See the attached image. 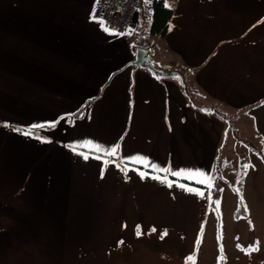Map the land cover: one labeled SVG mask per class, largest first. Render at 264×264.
Instances as JSON below:
<instances>
[{
  "label": "crops",
  "instance_id": "1",
  "mask_svg": "<svg viewBox=\"0 0 264 264\" xmlns=\"http://www.w3.org/2000/svg\"><path fill=\"white\" fill-rule=\"evenodd\" d=\"M95 1L0 0V264H264V0Z\"/></svg>",
  "mask_w": 264,
  "mask_h": 264
},
{
  "label": "built area",
  "instance_id": "2",
  "mask_svg": "<svg viewBox=\"0 0 264 264\" xmlns=\"http://www.w3.org/2000/svg\"><path fill=\"white\" fill-rule=\"evenodd\" d=\"M140 0H96L91 15L108 32L124 33L136 14Z\"/></svg>",
  "mask_w": 264,
  "mask_h": 264
},
{
  "label": "trees",
  "instance_id": "3",
  "mask_svg": "<svg viewBox=\"0 0 264 264\" xmlns=\"http://www.w3.org/2000/svg\"><path fill=\"white\" fill-rule=\"evenodd\" d=\"M152 8H153V16H152V24L151 29L153 32H157L160 34H164L167 22L171 16V10L167 8L163 2V0H152ZM201 109L206 110H212L216 111L214 107L211 106H199ZM260 157L264 161V153L260 152ZM238 213H242V207H241V199L238 198Z\"/></svg>",
  "mask_w": 264,
  "mask_h": 264
},
{
  "label": "water",
  "instance_id": "4",
  "mask_svg": "<svg viewBox=\"0 0 264 264\" xmlns=\"http://www.w3.org/2000/svg\"><path fill=\"white\" fill-rule=\"evenodd\" d=\"M130 65L133 66V68L137 67H144L153 73H158L162 76H170L176 72H164L161 69H158L154 67L150 61V58L148 56V50L145 47H136L135 49V57L134 59L130 62Z\"/></svg>",
  "mask_w": 264,
  "mask_h": 264
},
{
  "label": "snow or ice",
  "instance_id": "5",
  "mask_svg": "<svg viewBox=\"0 0 264 264\" xmlns=\"http://www.w3.org/2000/svg\"><path fill=\"white\" fill-rule=\"evenodd\" d=\"M146 2H150V0H146ZM165 6L166 7H170L171 5H169L168 3H167V0H165ZM105 31H108V29L107 28H105L104 29ZM54 126V125H53ZM33 128H36V127H43V125H33L32 126ZM17 131H19V129H16ZM25 135H28V134H30V131L29 132H25L24 133ZM90 143V142H89ZM118 149H119V145H115V146H113L112 148H110V149H103L101 146H97V151H101V152H104L105 154H107V155H115L116 153H117V151H118ZM88 157L87 156H85V159H87ZM97 158H99V157H97ZM152 167H153V169H155V165H152ZM249 167H253L252 165H250V164H244V165H242V168L244 169V175H247V169L249 168ZM160 171L161 172H168L169 170L168 169H160ZM173 175H176V176H179L180 175V173L179 172H174V173H172ZM198 175H205L204 173H197ZM143 175V174H142ZM210 186V185H209ZM238 191V190H237ZM200 195H203V193H199ZM249 223H251V221H249ZM139 234V233H138ZM258 243V242H257Z\"/></svg>",
  "mask_w": 264,
  "mask_h": 264
},
{
  "label": "rangeland",
  "instance_id": "6",
  "mask_svg": "<svg viewBox=\"0 0 264 264\" xmlns=\"http://www.w3.org/2000/svg\"><path fill=\"white\" fill-rule=\"evenodd\" d=\"M230 122L231 121H229V123ZM231 126H232V124H230V128H231ZM237 134L243 140L255 141L254 138L252 137V133L251 132H249L248 134L245 135V133H242V132L238 131ZM250 141L249 142H247V141L246 142H244V141L241 142V150L244 151V153H241V154H243V155H249L250 154L249 152L251 150H249V149H252L253 146H254L253 143H250ZM237 154L240 155V153H237Z\"/></svg>",
  "mask_w": 264,
  "mask_h": 264
}]
</instances>
